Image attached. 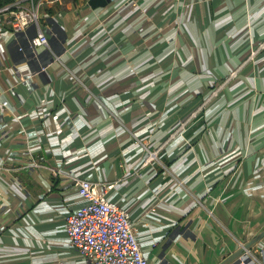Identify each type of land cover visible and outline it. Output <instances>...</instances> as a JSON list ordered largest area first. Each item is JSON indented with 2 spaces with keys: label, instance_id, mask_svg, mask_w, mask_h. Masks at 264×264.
Segmentation results:
<instances>
[{
  "label": "crops",
  "instance_id": "0c3cea01",
  "mask_svg": "<svg viewBox=\"0 0 264 264\" xmlns=\"http://www.w3.org/2000/svg\"><path fill=\"white\" fill-rule=\"evenodd\" d=\"M7 7L0 264H90L64 228L74 177L111 185L149 264H219L264 229V0ZM19 10L36 18L16 29ZM250 256L264 264V236Z\"/></svg>",
  "mask_w": 264,
  "mask_h": 264
},
{
  "label": "built area",
  "instance_id": "2783aa9c",
  "mask_svg": "<svg viewBox=\"0 0 264 264\" xmlns=\"http://www.w3.org/2000/svg\"><path fill=\"white\" fill-rule=\"evenodd\" d=\"M7 9L8 7L0 9V27L3 24V13ZM35 18V14L30 11H13L9 25L20 29ZM45 44L47 37L42 32H38L29 40L32 52ZM262 49L264 40L251 47L250 58ZM234 73L235 71L231 76ZM219 88L211 91L203 105L217 95ZM1 104L6 106L7 101L3 100ZM73 180L78 187L82 203L78 208L69 211L65 217L64 228L69 245L80 255L88 258L90 264H149L141 250L136 227L130 219L129 212L105 193L104 189L111 185L100 188L90 179L74 177ZM242 246L243 244L240 245ZM247 255L250 257L249 260L244 263L240 259L238 264H255L250 252Z\"/></svg>",
  "mask_w": 264,
  "mask_h": 264
},
{
  "label": "water",
  "instance_id": "95a60500",
  "mask_svg": "<svg viewBox=\"0 0 264 264\" xmlns=\"http://www.w3.org/2000/svg\"><path fill=\"white\" fill-rule=\"evenodd\" d=\"M110 0H89V5L92 8L96 7H103L105 6ZM264 236V229L258 233L254 238L249 241H244L243 246L225 257L219 264H238L239 260L241 259L244 263L249 260V256L247 255L250 252V248L253 244L259 241Z\"/></svg>",
  "mask_w": 264,
  "mask_h": 264
},
{
  "label": "trees",
  "instance_id": "16d2710c",
  "mask_svg": "<svg viewBox=\"0 0 264 264\" xmlns=\"http://www.w3.org/2000/svg\"><path fill=\"white\" fill-rule=\"evenodd\" d=\"M15 0H0V9L9 6Z\"/></svg>",
  "mask_w": 264,
  "mask_h": 264
}]
</instances>
